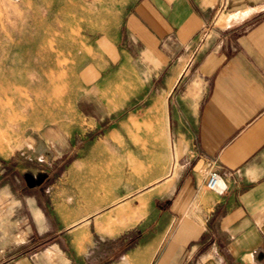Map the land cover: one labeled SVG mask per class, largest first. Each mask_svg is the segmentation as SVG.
I'll return each instance as SVG.
<instances>
[{
  "label": "crops",
  "instance_id": "crops-1",
  "mask_svg": "<svg viewBox=\"0 0 264 264\" xmlns=\"http://www.w3.org/2000/svg\"><path fill=\"white\" fill-rule=\"evenodd\" d=\"M112 44L103 69L153 64L134 66L161 140L89 210L26 203V231L0 230V264H264V0H125ZM210 169L223 191L206 189ZM103 207L98 230L67 229Z\"/></svg>",
  "mask_w": 264,
  "mask_h": 264
},
{
  "label": "rangeland",
  "instance_id": "rangeland-1",
  "mask_svg": "<svg viewBox=\"0 0 264 264\" xmlns=\"http://www.w3.org/2000/svg\"><path fill=\"white\" fill-rule=\"evenodd\" d=\"M124 1L0 0V160L11 190L0 199L1 231H26L33 198L58 219L59 209L70 218L111 198L125 166L150 157L161 140L160 127L145 119L149 76L140 80L134 66L153 64L134 54L132 62L101 66L116 57ZM122 64L124 74L113 79ZM155 155L160 168L166 154L158 147ZM104 166L114 171L103 179L96 172ZM105 202L113 212L119 201ZM106 210L67 229L98 230Z\"/></svg>",
  "mask_w": 264,
  "mask_h": 264
},
{
  "label": "built area",
  "instance_id": "built-area-1",
  "mask_svg": "<svg viewBox=\"0 0 264 264\" xmlns=\"http://www.w3.org/2000/svg\"><path fill=\"white\" fill-rule=\"evenodd\" d=\"M205 187L208 190L221 192L224 189V182L220 175L215 171L210 169L207 174V179L205 181Z\"/></svg>",
  "mask_w": 264,
  "mask_h": 264
},
{
  "label": "bare ground",
  "instance_id": "bare-ground-1",
  "mask_svg": "<svg viewBox=\"0 0 264 264\" xmlns=\"http://www.w3.org/2000/svg\"><path fill=\"white\" fill-rule=\"evenodd\" d=\"M226 21V18H223V19H221V21L220 22H225ZM54 48V47H53ZM56 48V47H55ZM86 50H87V48H86ZM86 50H85V55L87 56V53H86ZM56 60V59H55ZM85 60V59H84ZM57 61V60H56ZM85 62V61H84ZM86 63H87V61H86ZM124 65L125 64H123V65H121L120 66V68L118 69V71L115 73V75L113 76V79H118V78H120V76L122 75V74H124L123 73V71H124ZM63 70V69H62ZM65 71V70H64ZM57 77V76H56ZM32 105V104H31ZM5 155H6V153H5Z\"/></svg>",
  "mask_w": 264,
  "mask_h": 264
},
{
  "label": "water",
  "instance_id": "water-1",
  "mask_svg": "<svg viewBox=\"0 0 264 264\" xmlns=\"http://www.w3.org/2000/svg\"><path fill=\"white\" fill-rule=\"evenodd\" d=\"M24 179L26 180L27 185H31V183L33 182V177L31 175H24Z\"/></svg>",
  "mask_w": 264,
  "mask_h": 264
}]
</instances>
